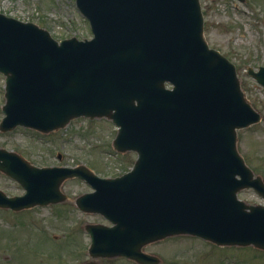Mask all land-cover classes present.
Returning <instances> with one entry per match:
<instances>
[{
    "label": "water",
    "instance_id": "95a60500",
    "mask_svg": "<svg viewBox=\"0 0 264 264\" xmlns=\"http://www.w3.org/2000/svg\"><path fill=\"white\" fill-rule=\"evenodd\" d=\"M91 39H55L35 22L0 12V72L6 78L1 131L42 132L79 116L120 126L114 147L135 150L131 171L99 177L82 164L43 166L0 148V170L26 193L0 207L21 210L63 201L66 179L96 190L76 199L113 224L86 225L93 257L158 264L143 247L177 234L218 245L264 249V205L239 199L264 178L238 148V130L258 123L236 65L205 37L200 0H77ZM249 72L264 86V66ZM85 264H97L88 262Z\"/></svg>",
    "mask_w": 264,
    "mask_h": 264
},
{
    "label": "rangeland",
    "instance_id": "374dc122",
    "mask_svg": "<svg viewBox=\"0 0 264 264\" xmlns=\"http://www.w3.org/2000/svg\"><path fill=\"white\" fill-rule=\"evenodd\" d=\"M205 37L212 48L236 64L243 89L262 120L238 130V148L249 166L264 178V87L249 73L264 66V0H201ZM0 12L48 29L57 39L91 38L88 20L76 0H0ZM5 76L0 73V121L5 116ZM118 126L109 118L78 117L48 133L24 126L0 130V148L22 154L37 166L76 167L86 164L98 175L115 177L133 167L136 151L113 146ZM0 189L22 195L25 188L0 170ZM68 198L58 204L14 211L0 208V264H140L123 256L90 257L87 223L110 222L99 213H86L76 198L93 188L82 178L66 180ZM248 204H264L254 189L239 192ZM159 257L158 264H264V250L254 246H219L188 234L168 236L143 247Z\"/></svg>",
    "mask_w": 264,
    "mask_h": 264
}]
</instances>
